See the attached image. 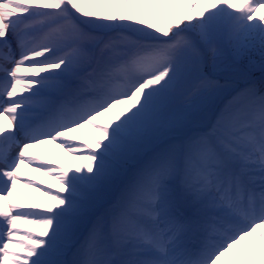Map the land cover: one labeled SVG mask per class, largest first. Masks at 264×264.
Here are the masks:
<instances>
[{"label":"snow or ice","instance_id":"1","mask_svg":"<svg viewBox=\"0 0 264 264\" xmlns=\"http://www.w3.org/2000/svg\"><path fill=\"white\" fill-rule=\"evenodd\" d=\"M0 264H264V0H0Z\"/></svg>","mask_w":264,"mask_h":264},{"label":"rangeland","instance_id":"2","mask_svg":"<svg viewBox=\"0 0 264 264\" xmlns=\"http://www.w3.org/2000/svg\"><path fill=\"white\" fill-rule=\"evenodd\" d=\"M197 126V125H194ZM81 139L88 140V136L85 133L78 134ZM46 151L36 150L37 155H39L43 160H51L54 161L56 165L64 168H74L77 163H82V161L74 160L70 154H65L61 150L56 149L52 145H44L43 146ZM50 154V155H49ZM37 182L44 184L45 186L48 184L52 185V190L56 191L58 189V184L51 177L44 176L38 173H30ZM24 191L28 194V196L32 199H35L33 194L28 190L24 189ZM46 199V198H45Z\"/></svg>","mask_w":264,"mask_h":264}]
</instances>
